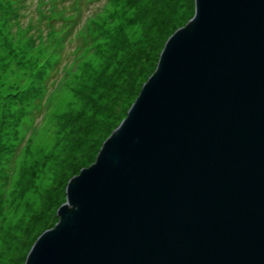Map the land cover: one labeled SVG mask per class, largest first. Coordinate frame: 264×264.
Masks as SVG:
<instances>
[{
    "label": "water",
    "instance_id": "1",
    "mask_svg": "<svg viewBox=\"0 0 264 264\" xmlns=\"http://www.w3.org/2000/svg\"><path fill=\"white\" fill-rule=\"evenodd\" d=\"M24 264H264V0H194Z\"/></svg>",
    "mask_w": 264,
    "mask_h": 264
},
{
    "label": "rangeland",
    "instance_id": "2",
    "mask_svg": "<svg viewBox=\"0 0 264 264\" xmlns=\"http://www.w3.org/2000/svg\"><path fill=\"white\" fill-rule=\"evenodd\" d=\"M193 14L194 0H0V264H24L58 222Z\"/></svg>",
    "mask_w": 264,
    "mask_h": 264
},
{
    "label": "trees",
    "instance_id": "3",
    "mask_svg": "<svg viewBox=\"0 0 264 264\" xmlns=\"http://www.w3.org/2000/svg\"><path fill=\"white\" fill-rule=\"evenodd\" d=\"M24 1H26V0H21V2H24ZM82 167H78V169H81Z\"/></svg>",
    "mask_w": 264,
    "mask_h": 264
}]
</instances>
